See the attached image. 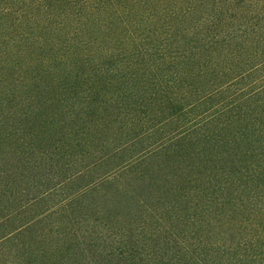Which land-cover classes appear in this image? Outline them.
Listing matches in <instances>:
<instances>
[{"label":"trees","instance_id":"obj_1","mask_svg":"<svg viewBox=\"0 0 264 264\" xmlns=\"http://www.w3.org/2000/svg\"><path fill=\"white\" fill-rule=\"evenodd\" d=\"M0 264H264V0H0Z\"/></svg>","mask_w":264,"mask_h":264},{"label":"rangeland","instance_id":"obj_2","mask_svg":"<svg viewBox=\"0 0 264 264\" xmlns=\"http://www.w3.org/2000/svg\"><path fill=\"white\" fill-rule=\"evenodd\" d=\"M30 77H24V79H29ZM45 114V113H44ZM41 120H40V124H41ZM33 123H35V121H33L32 120V122H31V124H33ZM42 125V124H41ZM135 194L136 195H139L140 194V192L138 191V190H136V192H135ZM101 206H106L105 204H100ZM91 206H93L92 204H91ZM88 211H93L92 209H87V210H85V213L84 214H87L88 213ZM121 211H115L114 213H120Z\"/></svg>","mask_w":264,"mask_h":264}]
</instances>
